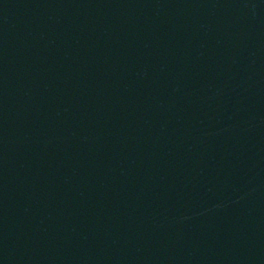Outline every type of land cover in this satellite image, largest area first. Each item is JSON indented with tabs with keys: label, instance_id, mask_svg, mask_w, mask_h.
I'll return each instance as SVG.
<instances>
[{
	"label": "water",
	"instance_id": "1",
	"mask_svg": "<svg viewBox=\"0 0 264 264\" xmlns=\"http://www.w3.org/2000/svg\"><path fill=\"white\" fill-rule=\"evenodd\" d=\"M0 264H264V0H0Z\"/></svg>",
	"mask_w": 264,
	"mask_h": 264
}]
</instances>
